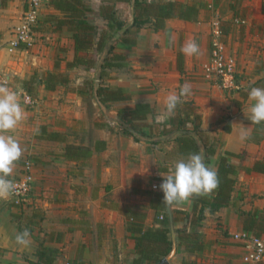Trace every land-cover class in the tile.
I'll return each mask as SVG.
<instances>
[{
    "label": "crops",
    "instance_id": "obj_1",
    "mask_svg": "<svg viewBox=\"0 0 264 264\" xmlns=\"http://www.w3.org/2000/svg\"><path fill=\"white\" fill-rule=\"evenodd\" d=\"M25 1L0 0V84L16 91L25 112V119L7 133L23 148L12 176L19 175L29 161L34 182L24 205L14 206L10 197L0 201V264L36 263L41 248L54 250L52 264H131L137 255L135 241L127 232L126 211H144L145 228L169 224L167 204L159 185L169 168L189 155L179 153L176 138L141 141L124 133L119 124L103 115L93 95L94 70L103 49L80 53L94 61L91 67L67 68V62L74 58V42L65 28L53 30L50 17L61 13L48 0H44L40 10L35 44L9 50ZM83 1L92 9L87 14L88 20L97 26L98 35L107 30V22L98 13L105 0ZM244 1L249 14L257 0ZM123 4L115 2V9ZM211 10L214 9L208 11ZM205 12L200 11L196 21L168 19L161 30H154L150 23L138 29L131 26L129 33L114 41L111 53H107L110 65L104 68L99 87L120 88L128 99L103 104L109 116L118 121L120 111L139 103L148 104L151 111L141 122V130L145 133L146 129L152 130V134L145 136H159L163 128H172L170 117L160 118L164 97L179 93L180 87L188 82L191 94L181 101L193 102L201 117L203 142L217 149L210 167L216 168L222 150L244 152L247 160L242 165L250 166L264 157V137L258 136L259 125L263 123L247 119L251 104L248 91L264 87V38L251 34L248 41L236 40L234 18L221 40L236 58L235 77L234 74L225 79L207 77L203 66L210 57L209 36L217 28V22L224 20L218 17L207 20ZM259 15L264 17V10ZM232 16L233 13L226 21ZM240 19L242 24L250 23L244 16ZM244 29L240 27L239 32ZM191 38L200 47L196 56L180 52L181 45ZM95 53L98 54L93 57ZM56 61L58 70L68 73L69 82L54 90L40 85L33 94H28L31 103L25 102L27 93L22 82L32 75L41 77L46 71H53ZM241 91L246 93L245 97L240 95ZM177 113L178 107L173 115ZM241 125L248 130L244 140L239 138ZM41 128L57 133L61 139L42 137ZM254 133L257 136L251 138ZM67 145L88 148L91 155L79 161L67 159L62 155ZM230 160L237 164V158ZM172 207L191 212L193 201L189 198L173 203ZM240 211H264V173L240 170L229 205L213 213L208 208L204 210V220L198 228L201 239L207 241L204 249L188 252L177 245L171 264H243L241 248L232 238L233 233L243 231ZM182 223L180 220L176 226L181 227ZM25 230L30 233V244L18 245L15 236Z\"/></svg>",
    "mask_w": 264,
    "mask_h": 264
},
{
    "label": "trees",
    "instance_id": "obj_2",
    "mask_svg": "<svg viewBox=\"0 0 264 264\" xmlns=\"http://www.w3.org/2000/svg\"><path fill=\"white\" fill-rule=\"evenodd\" d=\"M131 0H105L99 6L98 13L107 22V30H103L98 35L97 26L88 20V13L92 10L83 0H48V4L61 13V16L51 15V24L53 30L59 31L65 28L71 33L74 42V58L67 62V68L78 65H84L87 68L93 64L92 59H88L80 53H90L94 50L101 52L106 42L111 37L110 33L118 30L124 22L116 15L115 2L130 3ZM216 8V4L209 0H189L187 2L177 0H158V1H142L134 2V23L131 28L138 29L144 24L150 23L154 30L165 28V22L168 19H181L184 21H196L200 11H208ZM233 16L228 21H222L219 29L222 35L226 34L229 29V22L236 18L235 5L230 6ZM127 29L125 34L131 31ZM132 42V40H127ZM112 51L110 47L108 54ZM123 58L118 55V58ZM108 55L106 56L101 75L104 68L109 66ZM59 62L54 63L53 71H46L41 75H32L30 79L22 82L24 91L27 94H33L38 86L43 85L46 90H54L58 85L67 84L69 76L66 72L58 70ZM241 96H246L244 91L240 92ZM98 96L102 103L108 101H117L128 99V95L123 93L120 88L105 89L99 87ZM178 113L170 117L171 129L163 128L160 134L180 129L184 131H194L202 139L200 130L201 117L197 113L192 101H181L178 105ZM151 111L150 106L146 103L136 104L133 108L120 111L117 114L119 118V126L126 134H131L130 129L146 135L141 130V122L146 119L147 114ZM264 124V123H263ZM229 130L228 127L225 128ZM41 136L47 139H59V135L54 132H47L41 128ZM257 133L252 134L254 138ZM259 136V133H258ZM261 136V135H260ZM264 137V134L262 135ZM61 139V138H60ZM203 141V140H202ZM174 142L177 144L178 151L182 155H190L198 153L197 146L190 135L183 134L178 136ZM206 149L205 164L210 166L212 157L217 153L216 148H212L204 143ZM99 147V146H98ZM245 154L233 153L222 150L216 161L218 185L210 193L193 195L190 198L193 201L191 212L179 210L172 207L173 226L176 232V243L181 245L188 252L203 250L204 241L201 239L198 228L204 220V210L208 208L213 213L222 207H226L230 203L231 193L236 183V178L240 170L246 173L259 172L264 173V157L254 160L250 166L233 163L230 158L234 157L243 161ZM62 155L71 160H84L91 155L88 148L81 146L67 145ZM127 214V232L135 241V253L137 255L131 261V264H155L164 257L171 249V231L169 224H161L156 228H145L144 219L145 212L142 210H128ZM242 218L243 230L248 231L256 236H264V211L262 212H242L239 213ZM182 220V226L177 227L178 221ZM38 262H30V264H52L54 260V250L50 248H41L38 252Z\"/></svg>",
    "mask_w": 264,
    "mask_h": 264
},
{
    "label": "clouds",
    "instance_id": "obj_3",
    "mask_svg": "<svg viewBox=\"0 0 264 264\" xmlns=\"http://www.w3.org/2000/svg\"><path fill=\"white\" fill-rule=\"evenodd\" d=\"M180 52L186 56H196L200 53V47L195 38H191L181 45ZM191 91L190 83L185 82L179 93L166 95L163 99L164 111L160 118L171 117L181 98L190 95ZM248 99L251 104L247 119L255 124L264 123V87H252L248 91ZM23 119L25 112L16 91L7 84H0V199H6L12 194L13 182L10 177L23 153L20 142L7 133L15 129ZM247 134V127L241 125L239 138L244 140ZM162 177L159 188L163 194V202L168 205L185 201L193 195L210 193L218 185L217 172L204 163L199 153L178 160ZM29 236L27 230L17 233L15 242L28 246Z\"/></svg>",
    "mask_w": 264,
    "mask_h": 264
},
{
    "label": "built area",
    "instance_id": "obj_4",
    "mask_svg": "<svg viewBox=\"0 0 264 264\" xmlns=\"http://www.w3.org/2000/svg\"><path fill=\"white\" fill-rule=\"evenodd\" d=\"M43 2L44 0L25 1L20 24L14 31L13 39L9 41V50L17 49L21 46L31 47L35 44L36 28L40 20V10ZM219 24L220 22H217L212 45H210V57L204 64L203 71L207 77L225 79L227 76L230 78L234 74L236 58L221 40L222 34ZM24 100L27 103L32 101L28 94L24 95ZM32 167V163L26 161L21 173L10 177L13 182V192L9 197L16 207L24 205L29 199L34 182ZM153 187L156 188V185ZM232 238L241 248L240 258L243 264H264V236H256L243 230L233 233Z\"/></svg>",
    "mask_w": 264,
    "mask_h": 264
},
{
    "label": "water",
    "instance_id": "obj_5",
    "mask_svg": "<svg viewBox=\"0 0 264 264\" xmlns=\"http://www.w3.org/2000/svg\"><path fill=\"white\" fill-rule=\"evenodd\" d=\"M134 2L135 0H131L129 3V8H130V17L129 20L123 24L107 41L105 47L103 48L102 53L99 56V59L96 63L95 70H94V81H93V95L94 99L97 103V105L100 107L103 115L113 124L118 125L119 121L117 119H113L109 116L108 114V109L107 107L100 101L99 96H98V89L100 85V77H101V70H102V65L103 61L111 47L114 41L120 38L121 35H123L127 29H129L133 23H134ZM130 133L138 140L145 141V142H159V141H165V140H170V139H175L179 135L182 134H188L190 135L198 149V153L202 155L204 159V163L206 161V149L204 142L202 141L201 137L198 136V134L194 131H184L180 129L173 130L171 132H168L166 134H162L159 136H145L141 134L140 132H137L135 130L130 129ZM2 199H0L1 201ZM166 212L168 216V221H169V227L171 231V249L170 251L162 257L157 263L155 264H171L174 256L176 255L177 251V243H176V232L174 231V226H173V214H172V205H166Z\"/></svg>",
    "mask_w": 264,
    "mask_h": 264
},
{
    "label": "rangeland",
    "instance_id": "obj_6",
    "mask_svg": "<svg viewBox=\"0 0 264 264\" xmlns=\"http://www.w3.org/2000/svg\"><path fill=\"white\" fill-rule=\"evenodd\" d=\"M142 1H158V0H142ZM177 1H182V0H177ZM187 1H189V0H186V2ZM211 2L216 4L215 10L205 12V18L207 20H210V21H213V19L216 17H218L219 19L222 18V20L226 21L227 19H229V16L232 15V13H233L232 10L230 9V6L235 5V9L237 11L236 15H238L236 17L237 21L233 22V23H235V29L237 30V34L235 36L237 38L236 40L239 39L242 41H248L251 37L250 36L251 34H255V35L257 34V35L264 38V17L259 15V11L264 10V0H257L255 3V6H253V5L251 6V8H250L251 11L249 14H248V9L247 8L245 9V6H244L245 1L244 0H211ZM255 8H256V11L254 13ZM242 9H245V10H242ZM116 12H117L118 18H120L123 22L127 21V19L129 18V14H130L129 4L128 3L123 4V6L118 8L116 10ZM240 16H244L246 18V20H249L250 23L249 24H247V23L242 24ZM257 22H259V23H257ZM257 24H258V27H257ZM240 27H245L243 33L239 32ZM247 30H249V33H247ZM112 34L113 33H110V35H112ZM213 38H214V32H211V34L209 36V45H212ZM97 54L98 53H95L93 55V57H96ZM235 71H236V68H235ZM91 74H92V72H91ZM234 77H235V74H234ZM89 90L92 92V81L89 82ZM263 125L260 124L259 125L260 128L258 129V133L261 136L264 134V126ZM144 131L152 134V130H150V129H146ZM243 156H244V159L247 160L246 155L243 154ZM236 163L242 164V161L238 160V161H236Z\"/></svg>",
    "mask_w": 264,
    "mask_h": 264
}]
</instances>
